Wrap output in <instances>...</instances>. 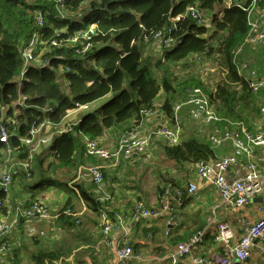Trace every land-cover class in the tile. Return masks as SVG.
<instances>
[{
  "label": "trees",
  "instance_id": "trees-1",
  "mask_svg": "<svg viewBox=\"0 0 264 264\" xmlns=\"http://www.w3.org/2000/svg\"><path fill=\"white\" fill-rule=\"evenodd\" d=\"M234 1L239 6L229 7L227 0H64L58 10L55 3L45 0H0V124L7 129L9 145L14 150L12 163L16 166L12 177L20 175L31 183L22 209L41 201L55 183L52 177L58 172L76 166L77 162L79 165L103 163L86 155L85 139L101 141L109 131H121L123 137L154 120L147 117L149 111L154 112L155 118L172 125L174 106L180 102L176 98L178 84L182 85L185 96L181 101L194 89H200L208 95L211 107L224 126L230 128V122L245 123L253 130L249 123L256 121L257 124L263 119L264 99H259L251 88V81L239 74L240 67L247 63L240 56L249 45L246 43L250 34L249 12L254 5L264 8V0ZM190 8L200 10L206 23L198 25L188 14ZM38 15H42V26L36 21ZM179 16L181 20L174 21ZM91 26H95V32L88 42L90 48L85 54H78L86 41L70 44L67 39ZM168 29L172 33H164L162 42L154 39L155 34ZM165 38L170 40L169 46L164 44ZM33 41L36 42L35 61L23 74L22 50ZM53 41L62 44L53 46ZM150 44H159L161 54L154 58L145 56L144 48ZM249 46L264 50V44ZM260 57L255 56L248 62L258 72V79H264ZM198 60L216 64L223 74L211 91L193 75L178 83L176 69ZM63 88H68V93ZM162 94L166 98L158 104ZM107 96H110L108 101L82 115L78 123L63 125L72 111ZM184 113L181 143L170 146L164 142L163 154L181 168L218 160L205 136H197L189 129L195 126V121L187 109ZM62 127L66 128L60 131ZM67 128L71 131H63ZM33 130H39L36 141L50 135L51 141L41 154L34 153L31 168L26 171L19 164L28 160L35 144L28 145L23 140L31 137ZM5 148L0 142L1 158ZM134 159H127L125 163ZM91 185V190L77 187L80 198L94 213H108L110 200L102 201L103 195L95 192L101 188ZM168 185L183 192L178 205L172 200L176 207L170 215L173 219L190 196L189 185L183 187L173 178L164 180L163 187L158 189L161 200ZM5 199L6 195L0 191L2 215L7 213ZM76 215L71 200L54 213L64 229L78 227ZM23 221L24 218L20 219L18 227ZM143 234L151 237L155 229L145 228ZM195 234L177 237L175 243L186 242ZM7 241L8 236L1 234L0 250L5 246V252L10 251ZM31 257L37 264H43L45 260L51 262L55 253L40 250Z\"/></svg>",
  "mask_w": 264,
  "mask_h": 264
},
{
  "label": "crops",
  "instance_id": "crops-1",
  "mask_svg": "<svg viewBox=\"0 0 264 264\" xmlns=\"http://www.w3.org/2000/svg\"><path fill=\"white\" fill-rule=\"evenodd\" d=\"M109 98L110 96H107L95 103L72 111L63 122V125L67 124L68 127L78 123L82 115L97 110ZM184 116L185 113H183V118ZM159 121L166 123L161 118H159ZM255 123L256 121L249 123L253 126L251 131H256L260 126L264 125V121L257 125ZM154 124H156L155 120L147 121L138 129L143 134L148 130H152L149 128L154 127L152 126ZM201 124V122H195V126L191 127V129L197 136L203 134L208 142L209 136L214 132L221 133L226 129V131L230 129L222 123L210 125L209 127ZM219 125H223V127L219 128ZM63 128L65 129L66 127L60 128V131ZM49 131L50 126L47 129V133ZM115 136L118 139L120 137L119 132L109 131L101 139V143L107 146L113 145L118 141L114 138ZM163 143L162 139L154 138L150 148L143 156L126 163V159H120L118 161H121V163L118 164V167H113L114 164L112 162L114 161L101 164L104 167V172L110 173L109 175H111L112 179L106 181L107 183H104L101 190H96L95 192L100 196L104 192L108 193V195H103L108 199H102V201L110 200L107 202L109 206L106 208L110 213L109 216H112L110 220L117 223L120 219V222H122L120 228L110 234V246H106L103 240L99 215L87 207L80 198L79 190L77 189L81 185L83 188L91 190L92 181L87 168L93 163L88 162L79 165L80 162H77L76 166L60 171L56 176L52 177L55 179V183L41 197V201L46 203L52 212L56 213L67 200H71L76 207L78 227L64 229L62 228V223L57 221L56 218L50 221L25 220L18 228H12L6 234L8 236L7 244L11 250L0 255V264H37L31 256L35 253L33 251L39 252L40 250L48 253L49 250L50 252L56 250L53 252L55 257L51 262L45 260L43 264H115L117 260L116 251L125 230H130L135 252L141 255V259L130 260L127 264H172L169 256L176 250L177 243H175V238L195 234L199 230H205L206 236L204 241L194 248L195 254L210 260L217 255H221L224 252L225 245L216 242L214 239L217 224L221 222L230 224L236 233L235 242L238 241L241 237L239 218L251 216L256 206L264 207V194L257 197V202L253 201L250 205L242 208L223 204L211 183L198 176L197 165H184L181 168L176 165L168 166L165 161H161L163 152L158 146L162 148ZM212 147L215 149L218 159L233 153V145L230 141L225 142L222 146ZM42 148L36 156L41 154L46 147ZM1 154L3 156V152ZM156 158H159L158 163L160 166H165L169 169L173 167L174 171L168 169L166 174L169 176L161 179V182L153 186L149 181L152 178L157 182L155 178L157 175L151 176L153 170L150 169V165L146 169L147 174L145 176H149L146 181L145 179L143 180V174H138L137 171H143L145 169L144 166ZM252 161L264 173V148L255 151ZM245 164V160H241L238 166L226 174V180L228 182L241 180L246 174ZM112 173L116 176H112ZM158 173L163 175L164 172L158 171ZM163 177L165 176L163 175ZM168 178L175 179L183 187H187L189 183L196 184L197 193L187 197L178 215L173 219L170 218V215L151 220L135 216L134 208L137 204L136 202L143 201L149 209L162 207L163 202L160 199L158 189L163 187V181ZM30 186V181L22 176L16 175L13 177L10 203L14 213L18 209H22L21 206L26 194L29 193ZM64 188H68L70 192L67 193ZM13 201L15 205H12ZM3 218V215L0 214V222H2ZM170 222L171 224H169ZM145 228L155 229V234L151 237H145L143 234ZM166 232L169 234L167 235ZM40 237H43V239H40ZM68 243L73 246L64 249L63 247L68 245ZM38 246L39 248H37ZM35 248L36 250H34ZM48 257L51 258V256ZM178 264L192 263L189 258H186ZM231 264H264V250L257 243L246 262L232 261Z\"/></svg>",
  "mask_w": 264,
  "mask_h": 264
},
{
  "label": "built area",
  "instance_id": "built-area-1",
  "mask_svg": "<svg viewBox=\"0 0 264 264\" xmlns=\"http://www.w3.org/2000/svg\"><path fill=\"white\" fill-rule=\"evenodd\" d=\"M45 1L55 3L58 10L59 8L61 9V4L64 3V0ZM227 5L229 7L239 6L234 0H227ZM254 12L259 13L260 18H264V8L259 9L257 8V5H254L249 12L250 34L246 43L252 46L263 45L264 26L260 25V21L257 20V15H254ZM188 14L198 25L201 26L206 23L200 10L190 8ZM180 20L181 17L179 16L174 21ZM36 21L38 25L42 26V15H38ZM94 32L95 26H91L87 31L78 30L74 36L67 39V42L70 44H76L80 40L86 41L87 44H83V51L78 50L77 52L78 54H85L90 48V43L88 42L94 35ZM164 33L170 35L172 29H168L163 33L158 32L154 35V39L162 42ZM163 42L166 46L170 45L169 39L165 38ZM35 44L36 42L33 41L29 46L22 50V58L24 61L23 74H26L29 71L30 65L35 61ZM61 44L62 42H52L53 46H60ZM239 74L245 75L248 80L251 81L250 85L255 94H264V79H258V72L249 64V62L240 67ZM185 109L188 110L190 118L195 122L210 124L221 121L211 107L208 95L200 89H194L185 101H180L174 106L172 125L168 126V123L166 122L167 124L164 123V126L154 130H148L143 134L139 129L132 130L109 147L101 145L102 143L99 140L85 139L86 155L99 162L109 163L120 159L129 160L142 156L148 151L154 138H160L170 146L178 145L181 143L184 131L183 113ZM146 114L149 119L155 118L154 112L149 111ZM261 114L263 119L259 120L257 124L264 121V104L261 106ZM63 131H71V129L67 128ZM38 132L39 130H33L31 137L23 140V142L28 145L35 144L28 160L19 164L26 171L31 168L32 162L34 161V153L42 147L49 145L51 141V137L41 138L36 141ZM215 133L216 132L209 136V143L214 147H219L225 142L230 141L233 145V153L209 163H198L197 174L201 179L211 183L220 196L223 204L236 208L248 206L255 198L264 194V173L261 172L258 166L252 161L255 151L264 148V125L260 126L256 131H251L245 123L230 122V129L228 131ZM9 137V133L5 126L0 124V142L6 147L3 150V158H0V191L6 195L3 204L4 207L7 208V213L3 215L4 218L2 219V222H0V231H2L3 234H7L12 228L18 227L20 219L22 218L25 220L50 221L56 217L52 215L49 206L42 201L33 203L28 209H18L14 213L10 205V195L11 186L13 184L12 170L16 164L12 163L14 150L9 145ZM243 159L246 163L245 176L241 180L228 182L226 180V174L231 169L238 166ZM87 171L90 174L92 183L97 188H101L104 183L103 165L91 164L87 168ZM182 193L183 192L180 189L168 185L163 195V206L161 208L149 209L143 201H139L134 208V214L135 216L149 220L164 215H171L176 209L172 200L176 201L178 205L181 202L183 196ZM187 193L190 196L195 195L197 193V185L190 183ZM170 197H172V199ZM254 208V213L251 216L239 218L241 237L236 242V233L230 224L225 222L217 224L214 232V239L216 242L225 245L224 252L221 255H217L210 260L195 254L194 248L201 244L206 236V231L200 230L188 241L180 242L177 245L176 250L169 256L170 262L172 264H178L186 258H189L192 264H231L232 261L246 262L250 258L255 244H260L264 250V207L256 206ZM108 213L102 212L99 214L100 230L106 246H110L111 244L109 240L110 234L114 230H118L122 223L120 222V219L117 223L112 222ZM169 224H171V222ZM130 234V230H125L123 232L116 251L117 260L115 264H127L130 260L141 259V255L135 252ZM166 234L168 235L169 233L166 232ZM9 249L11 250V248ZM5 251L7 250L4 246L0 252L2 253Z\"/></svg>",
  "mask_w": 264,
  "mask_h": 264
},
{
  "label": "rangeland",
  "instance_id": "rangeland-1",
  "mask_svg": "<svg viewBox=\"0 0 264 264\" xmlns=\"http://www.w3.org/2000/svg\"><path fill=\"white\" fill-rule=\"evenodd\" d=\"M31 1H33V0H31ZM257 20H259L260 21V25L261 26H264V18H260V16H259V13H257ZM206 19V18H205ZM207 21H208V18H207ZM247 47H251V46H247ZM247 47H245L244 48V50L242 51V54H241V56H240V58H241V60L242 61H250L253 57H255V56H257V57H260V60H261V62H262V66L260 67V69L262 70L261 71V75H262V77H264V50H261V49H259V48H247ZM144 51H145V56H153V58L154 57H157V55H160L161 54V49H160V45L159 44H156V45H153L152 46V44H150V45H147L145 48H144ZM205 60V59H204ZM197 61L196 63H194V62H189L188 64H186V66L184 67V66H179L177 69H176V75L179 77V79H178V83H183L185 80H187L188 79V76H190V75H193V76H195L196 78H199V80H201L202 81V83L204 84V87L207 89V90H212L213 88H215L216 87V84L220 81V80H222V78H223V74L221 73V70L218 68V66L216 65V64H214V63H210V62H208V61ZM249 64L251 65V63L249 62ZM252 66V65H251ZM182 85H177L176 86V88H177V90L179 91L178 93H177V96H176V98H178V101L180 100L181 101V99H183V98H185V96L183 95V92H182V87H181ZM63 91L65 92V93H68V88H63ZM258 95V98L259 99H264V94L263 93H260V94H257ZM165 95L164 94H162V96L159 98V100H158V104H162V103H164V100H165ZM260 101V100H259ZM262 104V103H261ZM264 104V103H263ZM154 120L156 121V124H154V125H152V126H154V127H152V130H154V129H157V128H159V127H161V126H164V124H163V122L162 121H159V118L158 117H156V118H154ZM222 121V120H221ZM221 121L220 122H217V123H215V124H221ZM167 124V123H166ZM168 126H170V124H167ZM167 126V127H168ZM210 125H208V127H209ZM220 127H223V125H219V128ZM189 129H191V128H189ZM188 129V130H189ZM187 130V131H188ZM227 130V129H226ZM225 130V131H226ZM122 133H121V131L119 132V138H121L122 136ZM114 138H116L117 139V137L115 136ZM118 138V139H119ZM117 139V140H118ZM157 142H159V141H157ZM101 145H104V146H107V145H105V144H101ZM111 146V145H110ZM109 147V146H108ZM159 147V149H161L160 148V146H158ZM43 148H45V147H43ZM42 148V149H43ZM40 150V149H39ZM38 150V151H39ZM37 151V152H38ZM144 155V154H143ZM142 155V156H143ZM137 158V157H136ZM135 158V159H136ZM138 160V159H137ZM157 160V161H156ZM158 161H159V158L157 159H154V161H151V162H147L148 164L147 165H145L144 167H145V169H143V171H137L138 172V174H143V180L145 179V181L146 180H148L149 178H147V177H149V176H145L146 174H147V170L146 169H148V165H150V169L151 170H153V172H152V175L151 176H153V175H157L155 178L157 179V182H155L152 178H151V181H149V183L151 182L152 183V185L153 186H155V185H157V183H159V182H161V179H163V178H167L169 175L168 174H166V172H167V170L169 169L168 167L166 168L165 166H160V164L158 163ZM161 161H165V163H166V165H168V166H170V165H176L174 162H172V161H170L164 154H163V158L161 159ZM119 163H121V161H114V162H112V164H114V166L113 167H118V164ZM121 165V164H120ZM162 167H164L163 169H162ZM169 170H171V171H174V168L172 167L171 169H169ZM158 171L159 172H164L163 173V175L165 176V177H163V175H160L159 173H158ZM175 171H179V170H175ZM180 171H181V169H180ZM114 173V172H113ZM112 173V176H116V175H114ZM110 173H106V175H105V172H104V181H105V183H107L106 181H110L112 178H111V175H109ZM105 176H107V178L105 177ZM167 176V177H166ZM117 180V179H116ZM65 189V191L68 193V192H70L69 191V189L68 188H64ZM102 195H108V193H106V192H104V194H102ZM111 195V194H110ZM102 199H107V198H105V196H103V198ZM111 199V198H110ZM137 203V202H136ZM52 215H54V212H52ZM55 216H57V215H55ZM99 223H100V221H99ZM17 228V227H16ZM1 234H3L2 233V231H0V236H1ZM40 239H43V237H40ZM73 245L72 244H70V243H68V245H65L63 248L64 249H66L67 247H72ZM37 248H39V246L37 247ZM34 250H36V248L34 249ZM50 251V250H49ZM56 250H53V252H55ZM33 252H35V253H37L36 251H33ZM31 256V255H30Z\"/></svg>",
  "mask_w": 264,
  "mask_h": 264
},
{
  "label": "water",
  "instance_id": "water-1",
  "mask_svg": "<svg viewBox=\"0 0 264 264\" xmlns=\"http://www.w3.org/2000/svg\"><path fill=\"white\" fill-rule=\"evenodd\" d=\"M254 201H255V202H257V201H258V199H257V198H255V199H254Z\"/></svg>",
  "mask_w": 264,
  "mask_h": 264
}]
</instances>
